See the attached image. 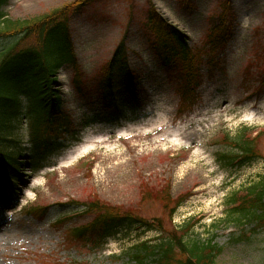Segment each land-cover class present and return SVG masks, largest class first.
<instances>
[{
  "label": "rangeland",
  "instance_id": "374dc122",
  "mask_svg": "<svg viewBox=\"0 0 264 264\" xmlns=\"http://www.w3.org/2000/svg\"><path fill=\"white\" fill-rule=\"evenodd\" d=\"M77 1L7 0L2 10L27 20ZM220 2L100 0L71 15L85 95L77 93L69 67L61 71L59 86L63 111L79 137L67 138L66 148L34 172L28 123L23 120L13 130L11 138L21 143L25 165L11 200L0 202V264H138L132 259L134 249L156 245L161 233L134 226L117 231L101 247L68 235L71 228L93 221L82 205L96 198L144 220L159 219L166 230L188 233L187 241L207 244L212 238L222 248L215 264H264V228L255 222L239 224V215H232V199L248 198V190L264 177V160L224 168L217 159L232 152L227 135L240 133L255 138L263 132L256 150L264 156V0H232L234 36L212 52L209 42ZM152 7L189 37L201 58L203 82L193 101L182 97L177 76L164 71L151 50L143 24ZM122 42L139 75L140 109L122 107V91L120 109H106L97 93L96 83ZM13 44L0 40V56ZM87 138L98 143L86 144ZM85 148L88 152L76 162ZM180 200L185 201L172 215ZM188 224L189 232L181 229Z\"/></svg>",
  "mask_w": 264,
  "mask_h": 264
},
{
  "label": "trees",
  "instance_id": "16d2710c",
  "mask_svg": "<svg viewBox=\"0 0 264 264\" xmlns=\"http://www.w3.org/2000/svg\"><path fill=\"white\" fill-rule=\"evenodd\" d=\"M7 0H0V40L11 39L14 44L0 56V196L2 201L9 199L14 192L16 182L23 176L22 162L24 154L20 151V142L11 138L18 123L28 122V131L32 141V171L42 168L43 162L57 151L65 149L66 139L76 141L79 129L74 128L69 115L64 113L65 97L59 86L60 73L64 68L75 72L73 84L77 93L85 95L76 53L73 49L71 15L82 13L100 0H78L69 6L53 10L49 14L27 20L13 19L2 8ZM220 15L212 24L210 43L212 52L227 46L233 38L236 14L232 0H221ZM143 27L148 34L151 50L160 60L167 73L175 74L179 82L182 97L193 101L196 90L203 80L200 74L201 58L190 45V39L180 28L172 25L157 9L150 8ZM152 37V38H151ZM108 61L104 75L96 83L97 93L107 109L118 111L131 106L140 109L143 106L138 92L139 75L133 71L128 60L125 42L115 50ZM118 91L126 94L120 105ZM120 93V92H119ZM123 96V94H122ZM85 127L87 125H84ZM83 126V128H84ZM76 129V130H75ZM245 137L243 133L235 138L227 135L232 152L219 154L217 159L224 168L245 166L264 160L256 150V139ZM13 143L17 145L11 146ZM4 144H8L4 146ZM17 148V149H16ZM12 149V150H9ZM16 149V150H15ZM249 197L240 202L234 201L232 215L238 216V223L255 222L264 228V177L249 190ZM185 200L177 202L172 215ZM80 207V205H78ZM83 213L92 215L88 226L71 228L68 235L74 241L93 242L101 247L108 239H113L117 231L131 230L134 226L147 231H157L163 237L156 245L149 243L137 246L132 259L138 264H215L222 248L214 244L211 238L207 244L201 241H187L188 233L178 234L177 230H166L159 219L147 221L141 217L121 212L116 207L100 203L99 199L84 204ZM26 214L34 216L35 211ZM43 215L47 209L42 211ZM41 214V215H42ZM42 215V216H43ZM62 223V220L59 221ZM191 225L182 230L188 231ZM161 235V236H162Z\"/></svg>",
  "mask_w": 264,
  "mask_h": 264
},
{
  "label": "bare ground",
  "instance_id": "6f19581e",
  "mask_svg": "<svg viewBox=\"0 0 264 264\" xmlns=\"http://www.w3.org/2000/svg\"><path fill=\"white\" fill-rule=\"evenodd\" d=\"M84 142H85L86 144H87V143H98L97 141H95L94 138H91V139L87 138V140H85ZM88 149H89V148H88ZM88 149L85 148L84 151H82V152L80 151V152L78 153L77 158L75 159V161L78 162V159L82 158L83 155L86 154V153L88 152Z\"/></svg>",
  "mask_w": 264,
  "mask_h": 264
}]
</instances>
